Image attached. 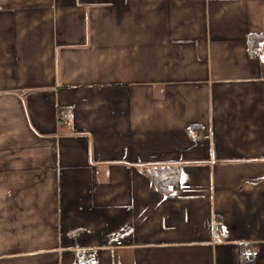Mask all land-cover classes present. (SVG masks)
<instances>
[{
    "label": "crops",
    "instance_id": "1",
    "mask_svg": "<svg viewBox=\"0 0 264 264\" xmlns=\"http://www.w3.org/2000/svg\"><path fill=\"white\" fill-rule=\"evenodd\" d=\"M85 249L264 264V0H0V264Z\"/></svg>",
    "mask_w": 264,
    "mask_h": 264
},
{
    "label": "trees",
    "instance_id": "2",
    "mask_svg": "<svg viewBox=\"0 0 264 264\" xmlns=\"http://www.w3.org/2000/svg\"><path fill=\"white\" fill-rule=\"evenodd\" d=\"M262 36L249 35V47L252 49L260 44ZM142 172L152 181L158 191L164 195L176 190L180 184V165H155L143 167Z\"/></svg>",
    "mask_w": 264,
    "mask_h": 264
},
{
    "label": "built area",
    "instance_id": "3",
    "mask_svg": "<svg viewBox=\"0 0 264 264\" xmlns=\"http://www.w3.org/2000/svg\"><path fill=\"white\" fill-rule=\"evenodd\" d=\"M70 116L69 113L60 112L59 118L66 119ZM194 139H199L200 136L195 131H191L190 134ZM213 232V242H224L227 241V235L222 231L221 228L215 227ZM258 254L257 250L253 248L246 249L241 255H243L244 259H249L254 257ZM78 261L81 264H98V260L93 250L85 249L82 250L81 253L78 255Z\"/></svg>",
    "mask_w": 264,
    "mask_h": 264
}]
</instances>
